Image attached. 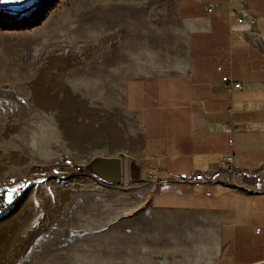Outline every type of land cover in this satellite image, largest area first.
<instances>
[{"label":"rangeland","instance_id":"1","mask_svg":"<svg viewBox=\"0 0 264 264\" xmlns=\"http://www.w3.org/2000/svg\"><path fill=\"white\" fill-rule=\"evenodd\" d=\"M174 0H0V264H115L100 232L142 203L151 176L125 108L131 76L155 72ZM123 153L107 186L54 167ZM108 221H112L111 223ZM104 237V238H102Z\"/></svg>","mask_w":264,"mask_h":264},{"label":"crops","instance_id":"2","mask_svg":"<svg viewBox=\"0 0 264 264\" xmlns=\"http://www.w3.org/2000/svg\"><path fill=\"white\" fill-rule=\"evenodd\" d=\"M172 15L149 55L155 72L123 87L151 176L147 196L100 236L114 241L115 264H264V193L255 187L264 184V0H174ZM224 74L241 86L225 85ZM230 152L234 183L217 170ZM197 171L212 178L193 179Z\"/></svg>","mask_w":264,"mask_h":264},{"label":"water","instance_id":"3","mask_svg":"<svg viewBox=\"0 0 264 264\" xmlns=\"http://www.w3.org/2000/svg\"><path fill=\"white\" fill-rule=\"evenodd\" d=\"M54 171L67 175H89L103 184L117 185L124 180V156L123 153L95 154L83 162L67 157L54 167Z\"/></svg>","mask_w":264,"mask_h":264},{"label":"built area","instance_id":"4","mask_svg":"<svg viewBox=\"0 0 264 264\" xmlns=\"http://www.w3.org/2000/svg\"><path fill=\"white\" fill-rule=\"evenodd\" d=\"M212 9V5L209 3L206 7V11H210ZM243 18L237 17V22H241ZM249 23H254L256 18L254 16H248L247 18ZM219 68V67H218ZM222 82L227 85L230 88H239L241 86L240 82H231L230 77L228 74H224L221 77ZM264 94V91H263ZM225 129L229 132L232 133L235 130L238 129L237 123L234 121H229L224 124ZM228 142L231 144L232 143V137L230 136L228 139ZM217 170H220L224 174V179L225 181L228 180H235L236 172L234 168V154L233 152L227 153V154H219L217 157ZM176 180H187V177H181V176H174ZM212 178V172L211 171H197L193 175V179L196 180H203V181H209ZM255 187H258L259 192L264 193V184H258ZM261 229L260 227L256 228V232H259ZM254 264H259V263H254Z\"/></svg>","mask_w":264,"mask_h":264},{"label":"trees","instance_id":"5","mask_svg":"<svg viewBox=\"0 0 264 264\" xmlns=\"http://www.w3.org/2000/svg\"><path fill=\"white\" fill-rule=\"evenodd\" d=\"M64 159H66V157H64ZM244 181L246 183H254V180L252 178L249 177H244ZM17 194L18 191H14L11 194V197L8 198L7 194H6V190L4 188L0 189V215L3 214L4 212H6L11 205L13 204V202L15 201V199L17 198Z\"/></svg>","mask_w":264,"mask_h":264},{"label":"bare ground","instance_id":"6","mask_svg":"<svg viewBox=\"0 0 264 264\" xmlns=\"http://www.w3.org/2000/svg\"><path fill=\"white\" fill-rule=\"evenodd\" d=\"M224 182H225V181H224ZM227 182H229V183H234L235 180H228Z\"/></svg>","mask_w":264,"mask_h":264}]
</instances>
